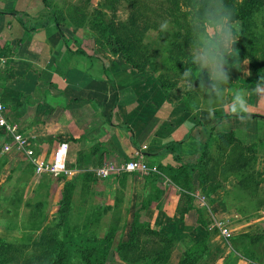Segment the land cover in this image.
Here are the masks:
<instances>
[{"label": "crops", "instance_id": "0c3cea01", "mask_svg": "<svg viewBox=\"0 0 264 264\" xmlns=\"http://www.w3.org/2000/svg\"><path fill=\"white\" fill-rule=\"evenodd\" d=\"M60 31L47 16L41 0H0V118L25 139L33 156L45 163L51 160L55 148L64 144L65 169L69 172L58 177L35 175L23 153L2 150L11 140L0 128V233L12 230L7 226L8 216L12 214L20 225L22 213L31 206L41 215L49 206L48 215L55 217L65 182L80 187L95 181L103 188L100 195L106 196V204L119 202L129 209L125 240L132 215L149 193V186H144L142 175L134 173L89 181V175L84 174L94 171L92 160L100 155L102 165L118 167L130 160L134 150L145 147L140 156L147 167H174L172 155L159 154L163 147L178 143L175 148L179 157L194 156L203 147V128L211 126L214 132H232L243 145L256 146L257 197L263 206L241 217L223 202L225 194L234 191L235 179L228 178L207 197L193 179L191 208L180 215L183 199L161 175L156 182L158 198L145 209L142 218L152 230L173 236L180 252L206 234L207 255L215 256V260L228 256L222 242H228L230 236L223 239L209 227L212 217L236 222L231 235L264 230V122L254 117H264L262 81L237 79L240 90L228 92L222 108L228 110L227 121L233 127L219 129L218 124L225 118L215 123L212 113L222 107L219 104L199 107L195 116L182 105L188 89L184 83L163 92L156 78L136 72L118 54L92 57L85 50L83 54L75 53L74 44ZM237 93L243 98V107ZM119 124L128 127L129 132L115 127ZM259 131L263 132L261 136ZM257 255L264 259V251Z\"/></svg>", "mask_w": 264, "mask_h": 264}, {"label": "trees", "instance_id": "16d2710c", "mask_svg": "<svg viewBox=\"0 0 264 264\" xmlns=\"http://www.w3.org/2000/svg\"><path fill=\"white\" fill-rule=\"evenodd\" d=\"M116 0H111L115 2ZM132 7L137 6L145 14L155 15V7L160 11L165 12L166 17H171L170 20L178 27L177 31L170 36L175 38V42L171 44V50L165 49L169 55V60L174 62L181 71L184 69L193 70V75L198 77L197 70L190 62V57L186 55L183 45H192L195 39L198 38L201 25L210 17L214 16L216 19L220 13V0H126ZM44 5V0H41ZM224 3L231 10L233 19L239 23V32L247 33V36L252 41L263 42L264 47V0H224ZM192 5H196L193 8ZM180 6H190L193 11L189 13L181 11ZM45 7V6H44ZM164 8V9H163ZM209 8V14L204 16L205 9ZM46 9V7H45ZM137 10V9H136ZM47 16L56 23L53 16ZM134 22V21H133ZM156 23L155 21H153ZM92 29L97 33L98 37L102 39L104 45L109 47L112 45V52L119 53L123 61L129 65L136 72H142V67L134 63L142 53H148L147 44L143 46L141 38L138 36H149L157 33L158 27L156 25H147L145 28L137 33L133 31V25L120 24L121 28H128L129 35L120 34L119 30L112 22L104 23L99 17L93 16L91 23ZM145 30V31H144ZM249 30H252L249 32ZM62 35V30L60 31ZM135 37V39H133ZM238 42L234 48L238 50V54L234 58H229V63L238 68V64L244 57L243 52L238 46ZM164 51V50H163ZM75 53L83 54L82 51L76 49ZM137 58V59H136ZM185 59L180 63V59ZM232 68V69H233ZM257 76L254 77L256 79ZM207 82L205 78L200 77ZM264 83V78H259ZM156 81L163 92L169 91L174 84L165 82L163 77L157 76ZM199 81V80H198ZM192 91L187 90L182 98V105L196 116L197 103L193 98ZM214 98V96H212ZM216 101H221V97L215 98ZM213 116L215 123L222 118H228L229 115L221 112V108L213 109ZM243 117V116H240ZM260 121L264 122V117L254 116ZM115 127L129 132V128L123 124ZM204 142L201 151L191 157L181 158L176 151L178 143L166 144L159 152L160 155L170 154L175 162L174 167L165 166L164 168L155 169V172H149L143 176L144 186H149V193L147 197L143 198L139 208L133 213L129 228L126 232L125 240L120 239L113 255L119 262L125 264H135L141 260H151L150 264H169L168 260L172 250L174 249L173 236L163 235L152 230L148 223L142 218L143 212L149 207L152 201L158 198V189L156 187L157 179L161 175L168 180V182L178 191L182 196L183 204L180 215L186 213L191 208L192 197L189 195L193 193L195 187L193 179L200 189L201 194L207 197L211 192L219 188L228 178L236 180L234 191L227 192L223 198V202L227 204V209L232 210L234 214L249 216L263 206L262 201L257 197L258 182L255 178V161H256V146L243 145L234 138L232 132H214L213 126L210 128H203ZM124 160L122 164L125 163ZM129 174V173H121ZM120 175V174H119ZM196 175V176H195ZM196 177V178H195ZM148 185V186H146ZM71 182H65L61 192V198L58 202L56 214L64 215L67 212L69 205L70 191L72 188ZM114 204L113 207H115ZM99 216L98 211L94 212L88 219V223L95 222L96 217ZM119 220V219H118ZM55 226H63V236L60 239L55 237V234L49 228L38 237L37 240L30 242L32 253L24 256V254L17 257L18 249L10 245L4 239L0 238V264H67L69 256L74 255L79 261V264H103L106 255L109 252V234L106 232L103 236H95L93 233L85 229L80 237H84L88 245H93L87 250H79L75 245L69 242L72 236V228L68 229L69 224L66 217L56 218ZM90 226V225H89ZM13 230L15 226H10ZM74 232V231H73ZM75 235V234H74ZM109 239V240H108ZM206 234L187 250L180 252V258L176 264H197L202 258L207 255L206 248ZM237 242V246H232L234 250L238 251L247 264H264V259L258 256L253 250L258 242L264 240V230L253 231L245 234L237 235L233 238ZM231 241V237L228 238ZM264 245V242H263ZM20 249H28L27 245L18 244ZM16 248V249H15ZM30 248V249H31ZM14 253V256L12 255Z\"/></svg>", "mask_w": 264, "mask_h": 264}, {"label": "rangeland", "instance_id": "374dc122", "mask_svg": "<svg viewBox=\"0 0 264 264\" xmlns=\"http://www.w3.org/2000/svg\"><path fill=\"white\" fill-rule=\"evenodd\" d=\"M44 2L48 15L54 17L53 19H55L58 24L59 30H62L65 38L70 41L71 44H74L77 50H85L86 53L92 57L97 56L98 54L115 55V53L112 52V48L115 47V45H111L110 47L107 44L104 45L102 39L98 37L97 33L92 29L91 23L93 21V16L99 17L102 21H104V23L112 22L122 35H129L128 28H121L120 24L131 23L133 25V31L137 33L141 32L145 28V24L156 25V27H158V34L155 33L153 35L152 33H149V36H138V39L141 38V44L143 46H146V43L151 45L148 46V53H142L138 59L136 58L137 60L134 61V63L142 67V74H146L154 78L161 76L165 82L174 85L176 83H183L180 74H182L184 70L181 71L174 62L169 60L172 55H169V53L163 49L164 47L171 50L170 47L171 44L175 42V38H170V36H172L171 34L177 31L176 28H178L174 22L170 20L171 17H166L164 10L162 12L161 10H158L159 8L157 9V7H155V15L145 14L137 6L132 7V5L126 0H116L115 2H111V0H44ZM192 6L193 8H196V5ZM180 9L181 11L189 13V17L191 16L190 10L193 11L190 6H180ZM210 11L209 8H206L204 16H207ZM213 18L214 16L210 17L209 20L205 21L203 25H201L202 30L192 45H183L186 55H188L190 59L198 39H203L207 36L208 29L212 26L213 21L215 20ZM165 23H167V29L162 30L161 26ZM251 31L252 30H249V32ZM133 39H135V37H133ZM237 42L239 43L238 46L243 52L244 57L238 64L237 71L236 68L231 69L230 81L229 84L224 87L223 93L220 96L221 101L219 102L215 100L218 96H214L213 98L202 91H192L194 94L193 98L197 103V108L210 106L216 107L219 104L222 106L221 112L227 114L228 110H224L222 108L228 100V92L233 91L234 88H238L236 87L238 78L245 77L254 79L255 76H257L256 79H259L260 77L264 78L263 42L252 41L245 32L240 33V37ZM116 54H118V57L121 56L119 53ZM184 61L185 59H180V63H183ZM196 74L199 76L198 70ZM200 77L205 78L208 82L206 71L201 72ZM196 83L198 84L199 81L197 80ZM231 87L232 89L230 90ZM237 90H240V88ZM227 120L229 119L225 118L221 120L218 124L219 129L225 130L233 127V123ZM262 133L263 132L259 131V136H261ZM99 157V159L95 158L92 160L91 166L94 171L92 170L84 174L89 175V181H92V178H94V180L101 179L95 175L96 169L103 166L102 164L104 162L100 155ZM108 175L116 176L115 174L113 175V173H109ZM112 176L110 177L112 178ZM92 182L93 183L88 182L86 184H81L80 187L77 183L70 191L67 212L62 215L63 217L67 216L69 224L68 229L71 230L72 228L73 235L70 236L69 242L72 245H75L79 250H87V248L92 247L93 245H88L85 238L80 237L85 229H87L86 231L99 237L103 236L107 232L110 239H108L109 252L106 255L103 264H125L123 262L118 263L119 260L116 259L113 253L120 239H124V232L127 229L129 222V209L122 208V205L119 204V202L115 207H113L115 202L113 205L111 202L106 204V196H103L102 194L100 195V193L103 192V188L100 187V183L95 181ZM116 196L117 195H115V197ZM146 196L147 195L143 198ZM181 199L184 198L181 196ZM48 207L49 206H47V209H49ZM47 209L44 214L41 215L39 212L40 210L36 211V209L32 208V206L29 207L26 212L22 213L21 220L19 222L20 225H17L16 219L13 218L12 214L6 219L7 226L10 227L11 225H14L15 228L10 230L9 233H0V238L10 242L11 246L18 249V254H15L17 257L21 254H24V256L31 254L33 251L30 247V242L37 240L46 228H49L52 233L55 234L57 239L62 238L63 226H55L56 218L62 216L58 213L56 214L55 212V217L52 215L51 218L48 215L50 210ZM96 211H98L99 216L96 217L95 222L88 223V219H90L89 217ZM236 225V222H229V234L231 241L222 242V246H225L226 248L224 249V254L228 256L221 257L223 256L221 255L217 260H215V256L207 255L206 258L201 259L197 264H247L241 254L232 247L234 245H238L236 243L237 241L233 239L237 236V234L231 235V232H233L232 228ZM213 237H215V234ZM227 243L231 246V248H228ZM18 244L27 245L31 249H20L17 247ZM256 245L257 252L255 253L261 255L262 251H264V245L262 242H258ZM228 251L229 253H227ZM179 252L180 249L176 248L175 244L174 250L170 254L168 260L169 264L177 263L176 260H178ZM12 255L14 256V253H12ZM68 259L69 262L67 264H79V261L76 257H74V255L69 256ZM150 262L151 260L145 259L135 264H150ZM257 264L260 263L258 262Z\"/></svg>", "mask_w": 264, "mask_h": 264}, {"label": "clouds", "instance_id": "9594fccd", "mask_svg": "<svg viewBox=\"0 0 264 264\" xmlns=\"http://www.w3.org/2000/svg\"><path fill=\"white\" fill-rule=\"evenodd\" d=\"M167 29V23L161 26ZM239 25L233 19L231 10L220 0V13L208 29V34L203 39H198L191 54L190 62L199 76L193 75V70L184 69L181 75L182 82L189 91H202L210 96H221L224 87L229 84L231 69L234 63H229V58H234L238 50L234 48L239 37ZM207 72L208 84L200 78L201 72ZM199 80L197 84L196 81ZM237 100L243 107V98L237 93Z\"/></svg>", "mask_w": 264, "mask_h": 264}, {"label": "built area", "instance_id": "2783aa9c", "mask_svg": "<svg viewBox=\"0 0 264 264\" xmlns=\"http://www.w3.org/2000/svg\"><path fill=\"white\" fill-rule=\"evenodd\" d=\"M1 63V57H0ZM1 91V88H0ZM1 93V92H0ZM3 111V106L0 98V113ZM0 128L9 135L11 143L10 145H4L2 150L4 152L13 149L17 152H21L25 155V157L29 160L31 165L33 166L34 174L41 175L47 174L53 177L58 176H66L69 172L65 169V157H66V146L64 144L58 145L53 151L51 160L47 163L36 159L33 156V152L29 148V144L25 141L24 138L20 137L18 134L14 132V129L4 123V121L0 118ZM145 147H141L139 150H134L133 154L129 161H126L124 164L120 166H112V165H103L100 168L96 169L97 177H106L108 174L113 173L115 175H119L121 173H129V174H139L142 176L147 175L149 172H155V168H149L145 165V163L141 160L140 152L144 151ZM202 201V199H201ZM210 228L216 230L218 235L223 239H227L230 236V226L229 221L223 217H212L210 220Z\"/></svg>", "mask_w": 264, "mask_h": 264}]
</instances>
